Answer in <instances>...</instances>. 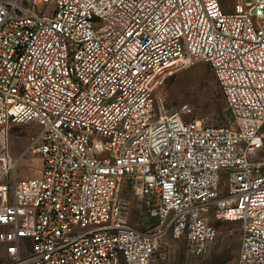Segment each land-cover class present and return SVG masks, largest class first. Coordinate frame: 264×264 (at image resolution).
Instances as JSON below:
<instances>
[{
  "label": "built area",
  "instance_id": "built-area-1",
  "mask_svg": "<svg viewBox=\"0 0 264 264\" xmlns=\"http://www.w3.org/2000/svg\"><path fill=\"white\" fill-rule=\"evenodd\" d=\"M210 66L232 122L187 120L155 89ZM39 123L0 151L7 264H154L170 234L190 257L240 224L236 264H264V0H0V124ZM126 187L147 231L129 221Z\"/></svg>",
  "mask_w": 264,
  "mask_h": 264
},
{
  "label": "rangeland",
  "instance_id": "rangeland-1",
  "mask_svg": "<svg viewBox=\"0 0 264 264\" xmlns=\"http://www.w3.org/2000/svg\"><path fill=\"white\" fill-rule=\"evenodd\" d=\"M221 4H234V0H220ZM164 82L155 89V96L161 99L166 109L174 110L187 105L190 112L187 120L199 121L203 125L230 124L232 119L226 110L224 100L216 96V80L208 63L198 61L189 67L172 66L164 73ZM42 126L39 123L0 124V151L3 148L15 154L27 151L21 158L14 177L33 178L39 175L41 159L32 149L33 138ZM125 197L131 200L130 223L139 230L147 231L150 223L144 220L146 213L142 201L133 196L129 187ZM217 229V238L207 252L200 257H190L184 239H175L170 234L161 238L157 246L158 256L154 264H236L240 246V224L227 221L211 214L208 219ZM3 244H0V264H7Z\"/></svg>",
  "mask_w": 264,
  "mask_h": 264
},
{
  "label": "trees",
  "instance_id": "trees-1",
  "mask_svg": "<svg viewBox=\"0 0 264 264\" xmlns=\"http://www.w3.org/2000/svg\"><path fill=\"white\" fill-rule=\"evenodd\" d=\"M210 70H211V68H210ZM211 72H212V70H211ZM215 83H216V82H215ZM216 95H217V96H216L217 98L224 100V97H223V95H222V93H221V91H220V89H219L217 83H216ZM224 104H225V106H226V110H227V112L230 114V112H229V110H228V108H227V105H226L225 100H224ZM230 117H231V116H230ZM220 125H225V124H220Z\"/></svg>",
  "mask_w": 264,
  "mask_h": 264
},
{
  "label": "water",
  "instance_id": "water-1",
  "mask_svg": "<svg viewBox=\"0 0 264 264\" xmlns=\"http://www.w3.org/2000/svg\"><path fill=\"white\" fill-rule=\"evenodd\" d=\"M145 221H147V218H144Z\"/></svg>",
  "mask_w": 264,
  "mask_h": 264
}]
</instances>
